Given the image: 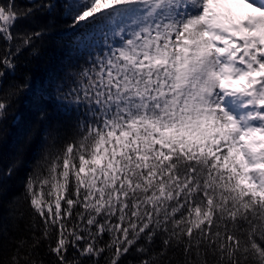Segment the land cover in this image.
Listing matches in <instances>:
<instances>
[{
    "label": "snow or ice",
    "instance_id": "1",
    "mask_svg": "<svg viewBox=\"0 0 264 264\" xmlns=\"http://www.w3.org/2000/svg\"><path fill=\"white\" fill-rule=\"evenodd\" d=\"M55 6L0 5L4 69L15 73L22 48L50 31L13 33L17 22ZM61 7L91 66L55 83L51 98L66 119L45 127L24 182L41 235H9L23 212L14 197L5 217L0 201V264H44L42 241L56 264H121L132 251L134 264H264V0ZM5 74L0 121L16 119L13 101L29 87L5 86Z\"/></svg>",
    "mask_w": 264,
    "mask_h": 264
},
{
    "label": "trees",
    "instance_id": "2",
    "mask_svg": "<svg viewBox=\"0 0 264 264\" xmlns=\"http://www.w3.org/2000/svg\"><path fill=\"white\" fill-rule=\"evenodd\" d=\"M9 0H0V5L7 4ZM39 2V0H34ZM47 2V0H46ZM55 7L48 11L37 12L30 20L18 21L12 29L13 33L38 30L41 26H48L50 31L41 39L33 40L29 47H23L15 57L17 68L15 73L8 71L0 65V70L5 71L3 78L7 86L12 81L27 82L29 87L22 90L13 101V115H9L0 121L3 131L0 134V201L3 203V213L7 215L9 202L15 197L16 205L23 212V218L16 222V229L11 230L9 235L29 236L35 233L39 237L43 231L41 218L29 207L24 199V182L33 166L39 149L44 144L45 127L55 121L63 122V117L56 109L52 100L55 83L65 77L70 71L77 72L81 67H90L86 64L84 55H78L75 49L77 33L68 27V21L63 18L61 7L63 0H52ZM20 6H28L30 0H15ZM19 40H14L11 48L15 51ZM9 44L0 37V56L8 49ZM39 50L38 55L32 53V49ZM67 87V85H66ZM44 113L47 119H41ZM74 127V123L72 125ZM67 135H72V127L67 128ZM12 168V175L8 170ZM77 209H74V212ZM82 211V209H79ZM74 219V218H73ZM7 222V219L5 220ZM78 222V221H76ZM72 220L69 221L71 227ZM55 231V230H53ZM109 239L103 237L101 243ZM159 239L156 241L159 245ZM48 241H42L37 248L36 258L43 260L44 264H56V258L48 251ZM9 246L5 238L3 255L7 258ZM106 255H108L106 253ZM68 258L75 259L77 254L74 249H69ZM139 257L132 251L129 255L121 258V264H134ZM101 264H106L102 257Z\"/></svg>",
    "mask_w": 264,
    "mask_h": 264
},
{
    "label": "rangeland",
    "instance_id": "3",
    "mask_svg": "<svg viewBox=\"0 0 264 264\" xmlns=\"http://www.w3.org/2000/svg\"><path fill=\"white\" fill-rule=\"evenodd\" d=\"M231 7L233 8V11H234V12H236L237 14L240 13L241 9L239 8V6H237V5H232Z\"/></svg>",
    "mask_w": 264,
    "mask_h": 264
}]
</instances>
